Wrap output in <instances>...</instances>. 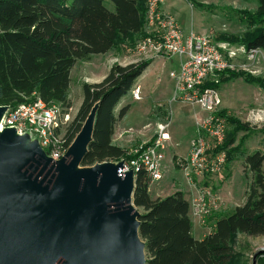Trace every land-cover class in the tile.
<instances>
[{"label": "trees", "instance_id": "16d2710c", "mask_svg": "<svg viewBox=\"0 0 264 264\" xmlns=\"http://www.w3.org/2000/svg\"><path fill=\"white\" fill-rule=\"evenodd\" d=\"M110 1L114 10L106 0H0V106L33 101L36 93L50 105L71 108V72L79 60L122 46L134 50L137 41L147 35V0ZM257 1L254 12L240 11L249 29L241 36L222 33L216 42L263 50L264 0ZM153 61L114 63L101 82L83 83L82 105L65 132L66 145H71L100 102L82 166L128 158L129 150L114 142L116 124L130 109V105L120 109L121 101ZM238 78L264 88V77L247 70L222 72L203 87L219 90ZM221 113L231 127L224 143L230 163L234 154L230 147L240 131H249V124L226 110ZM245 164L252 175L245 203L230 214L219 215L213 231L202 239L193 234L191 204L185 193L153 198L150 177L143 169L137 173L133 201L141 212L140 235L146 244L147 264H250L235 244L239 234L264 236V154L247 155ZM256 263L264 264V253H258Z\"/></svg>", "mask_w": 264, "mask_h": 264}, {"label": "water", "instance_id": "95a60500", "mask_svg": "<svg viewBox=\"0 0 264 264\" xmlns=\"http://www.w3.org/2000/svg\"><path fill=\"white\" fill-rule=\"evenodd\" d=\"M99 107L58 161L28 134H0V264H147L133 171L82 166Z\"/></svg>", "mask_w": 264, "mask_h": 264}, {"label": "built area", "instance_id": "2783aa9c", "mask_svg": "<svg viewBox=\"0 0 264 264\" xmlns=\"http://www.w3.org/2000/svg\"><path fill=\"white\" fill-rule=\"evenodd\" d=\"M161 3L163 0H147V35L137 41L133 51L144 58L171 59L179 56L180 71L172 74L176 80L177 98L192 105L198 104L208 113L199 124V135L192 143L189 155L178 162L186 179L198 185L199 181L220 174L228 164V151L224 143L229 124L221 113L222 100L217 89L203 86L222 72L249 70L261 49H247L245 46L234 49L211 40L208 35L194 32L185 35L174 16L161 10ZM132 96L135 100L142 99L139 84L133 87ZM34 97L33 101L16 107L8 106L1 121L2 126L15 128L19 134H28L38 140L47 156L58 161L71 146L66 145L65 132L73 119L70 120L68 110L62 112L36 93ZM246 122L253 125L264 122V110H248ZM168 126L169 123H159L151 141L141 143L130 151V158L123 159L124 166L120 173L133 171L136 179L137 173L143 169L150 177L151 184L161 181L169 139ZM191 202L193 214L202 221L220 206L212 188L203 184Z\"/></svg>", "mask_w": 264, "mask_h": 264}, {"label": "rangeland", "instance_id": "374dc122", "mask_svg": "<svg viewBox=\"0 0 264 264\" xmlns=\"http://www.w3.org/2000/svg\"><path fill=\"white\" fill-rule=\"evenodd\" d=\"M106 4L111 10H114V5L110 0H106ZM257 7V0H163V3H161V10L174 16L185 35L192 32L208 35L215 42L222 33L243 35L249 27L243 22L240 11L254 12ZM219 42L234 49H240L244 46L229 41ZM111 51L105 54L93 55L86 61L79 60L72 71L70 84L69 97L72 107L63 108L60 104L55 105L62 112L64 109L68 110L71 116L70 120L74 119L83 102L84 79L101 82L108 75L114 63L125 65L144 59H153L151 65L137 80V84L142 88V99L135 100L131 93L121 101L120 109L126 105H130V109L125 117L119 119L116 124L114 142L128 149L130 153L141 143L151 141L154 138L159 123L169 122L166 161L172 164L174 153L185 157L192 136L195 133L196 115L204 116L203 112L207 113V111L198 104L192 105L177 98L176 80L172 74H178L180 71V57L175 55L171 59L162 57L144 58L138 56L133 50L123 48V46L114 48ZM249 70L256 76H264V49H261L256 62L249 67ZM258 87L247 83L243 78L223 84L219 90L222 100L221 107H233L231 110L235 113L242 109V114H239L240 118H238L242 122V119H246L248 112L244 109L247 106L245 104L246 100L258 91ZM120 109H117V113ZM169 117H171L170 120ZM229 131H231L230 126ZM152 135L153 137L150 139ZM249 135L254 136V133L250 132ZM259 139L260 136H257L255 141L258 142ZM238 142L242 143L243 146L245 145V148L250 144L254 147L257 146V144L253 145L254 142L250 139L239 138ZM233 157H235V154H233ZM129 158L130 155H128ZM179 160L175 158L176 162H179ZM173 172L178 175L180 188H182L186 182L185 172L174 169ZM248 177H251L250 172H247L244 176L245 183L248 181ZM232 187H234V182ZM233 211L234 209L226 214ZM213 214L214 212L211 215ZM195 236L201 238L200 233H196ZM235 249L243 254L244 260L253 264L254 257L258 256L257 253L264 250V236L255 237L239 234Z\"/></svg>", "mask_w": 264, "mask_h": 264}, {"label": "crops", "instance_id": "0c3cea01", "mask_svg": "<svg viewBox=\"0 0 264 264\" xmlns=\"http://www.w3.org/2000/svg\"><path fill=\"white\" fill-rule=\"evenodd\" d=\"M71 78H72V72H71ZM84 82L96 83L94 81H88L87 79H84ZM245 104H247L246 108H244L246 111L250 109L264 110V88L258 87V91L255 92L251 97H249L246 100ZM222 109L226 110L228 115H233L237 118H240L239 114H242L241 112L242 109L236 113L231 110L233 109V107L228 108L225 106L222 107ZM203 115L204 116L202 115L200 116L198 114L196 115V121L194 122L195 133L192 136L190 147L185 157L189 155L191 145L199 135V124L205 118L207 113L203 112ZM170 119L171 117L169 118V120ZM242 122L248 123L246 122V119H242ZM248 124H249V132L241 131V133L238 134L236 142L230 147L233 153L235 154V157H233L232 155L233 157L232 161L226 165L225 169L220 174L207 177L202 181H199L198 185L192 184L186 179V182L184 183L183 187L180 188L181 184L179 182L180 181L179 177L177 174L173 172V169L182 171V168L179 166L178 162L175 161V158L179 160L180 158L182 159L185 157L180 156L177 153H174L172 157V164L169 163L168 161H166L167 150H168V146H167L165 159L162 165L163 179L159 182H155L150 185V194L153 198L166 197L168 195L175 193L176 191H183L185 193V197L190 201V203H192L191 201L196 196L198 189L202 186V184L212 188V190L214 191V193L216 194V196L220 201V206L217 210L213 211L214 212L213 215L207 217L205 221H202L193 214V208L191 204L190 214L194 222L193 234L196 235V233H200L201 238L198 239L204 238L206 235L210 234L213 231L215 227L216 219L219 215L226 214L228 211L235 209L237 206L243 205L246 201L247 191L249 190L252 181V175L250 173L251 177L250 178L248 177L249 179L245 183L244 176L247 172L248 173L250 172L249 169L245 166L246 165L245 159L247 155L252 154L255 151H260L262 154H264V122H261L257 125H253L250 123ZM250 132H253L254 136H250L249 135ZM153 135L150 137V139L153 137ZM257 136L258 137L260 136L258 142L255 141ZM239 138L245 140L250 139L251 141L254 142L252 144L253 145L257 144V146L254 147L250 144V146L246 147L247 148L246 149L245 145L243 146L242 143L238 142ZM236 154H238L239 156L238 155L236 156ZM237 172L239 175L236 174ZM233 182H234V187H232Z\"/></svg>", "mask_w": 264, "mask_h": 264}, {"label": "bare ground", "instance_id": "6f19581e", "mask_svg": "<svg viewBox=\"0 0 264 264\" xmlns=\"http://www.w3.org/2000/svg\"><path fill=\"white\" fill-rule=\"evenodd\" d=\"M2 120H0V134L3 133V126H2V123H1ZM26 146H28V143L26 142ZM126 174V173H125ZM125 174H122V175H125Z\"/></svg>", "mask_w": 264, "mask_h": 264}]
</instances>
